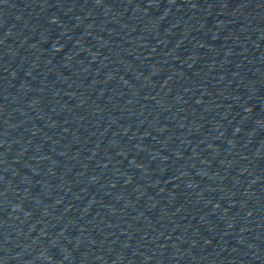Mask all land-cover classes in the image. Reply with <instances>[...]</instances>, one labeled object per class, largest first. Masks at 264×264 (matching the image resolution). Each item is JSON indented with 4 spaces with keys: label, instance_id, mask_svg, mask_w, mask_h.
Returning <instances> with one entry per match:
<instances>
[{
    "label": "water",
    "instance_id": "water-1",
    "mask_svg": "<svg viewBox=\"0 0 264 264\" xmlns=\"http://www.w3.org/2000/svg\"><path fill=\"white\" fill-rule=\"evenodd\" d=\"M0 264H153L0 136Z\"/></svg>",
    "mask_w": 264,
    "mask_h": 264
}]
</instances>
